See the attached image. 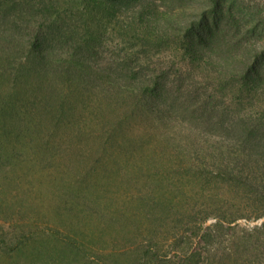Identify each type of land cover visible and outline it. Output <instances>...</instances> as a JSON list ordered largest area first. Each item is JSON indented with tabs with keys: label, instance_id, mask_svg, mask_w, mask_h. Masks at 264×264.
Segmentation results:
<instances>
[{
	"label": "rangeland",
	"instance_id": "rangeland-1",
	"mask_svg": "<svg viewBox=\"0 0 264 264\" xmlns=\"http://www.w3.org/2000/svg\"><path fill=\"white\" fill-rule=\"evenodd\" d=\"M152 1L164 11L159 0ZM61 2L60 18L67 17L78 36L100 49L89 59L92 67L105 73L116 63H128L147 75L158 68L169 80L183 72L180 49L164 46L144 56L141 38L127 29L113 31L104 12L95 15L86 6L79 15ZM226 54L236 58L235 52ZM190 72V85L206 86L197 87L202 97L213 94L211 86L218 89L198 69ZM84 86L77 89V124L66 122L58 135L57 129L50 131L53 136L45 133L41 150L34 146L40 136L33 140L31 151L45 153L50 146V157L36 156L29 170L19 164L7 172L4 185L10 191L0 197V264H45V254L53 256L52 264H264L261 182L255 196L242 185L250 180L239 184L218 176L222 159L241 154L236 137L214 128L201 132L197 121L187 118L172 119L158 125L164 133L150 149V166L141 165L140 157L126 161L90 116L101 98L98 85L85 79ZM217 99L216 109L233 118L253 120L264 110V89L247 93L238 81L225 84ZM79 161L86 163L83 169Z\"/></svg>",
	"mask_w": 264,
	"mask_h": 264
},
{
	"label": "trees",
	"instance_id": "trees-1",
	"mask_svg": "<svg viewBox=\"0 0 264 264\" xmlns=\"http://www.w3.org/2000/svg\"><path fill=\"white\" fill-rule=\"evenodd\" d=\"M190 1L159 0L161 12L152 0H65L79 15L88 6L95 15L104 12L113 31L127 29L132 37H140L144 56L164 46L180 49L183 72L169 80L167 72L158 68L147 75L128 63H116L105 73L92 67L89 59L100 49L91 44L92 39L78 36L76 24L68 26L67 17L60 18L61 0H0V170L5 166L1 199L9 190L4 185L9 169L27 164L29 170L36 156L52 153L50 146L46 154L31 151L34 146L41 150L45 133L53 136L50 131L57 129L58 135L66 122L77 124V89L85 90V79L97 84L96 94L101 93L90 116L101 133L106 132L102 135L117 143L126 161L140 157L141 165L149 163L150 149L164 133L158 125L187 118L197 121L201 132L214 128L236 137L241 156L222 159L218 176L239 184L248 179L251 183L242 185L258 195L260 182L264 188V110L253 120L233 118L216 104L224 85L233 81L247 93L264 89V0H195L193 7ZM253 39L263 42L256 44ZM227 52H235L236 58L226 57ZM194 69L218 84V89L211 86L213 94L207 98L198 94V88L206 86L189 84ZM37 136L38 145L32 146ZM79 165L83 169L86 163ZM77 180L84 183V178ZM44 257L45 264L55 262L52 255Z\"/></svg>",
	"mask_w": 264,
	"mask_h": 264
}]
</instances>
